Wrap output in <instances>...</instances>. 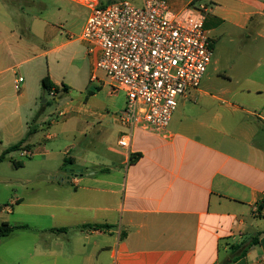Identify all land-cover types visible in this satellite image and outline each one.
I'll return each mask as SVG.
<instances>
[{
	"label": "crops",
	"instance_id": "0c3cea01",
	"mask_svg": "<svg viewBox=\"0 0 264 264\" xmlns=\"http://www.w3.org/2000/svg\"><path fill=\"white\" fill-rule=\"evenodd\" d=\"M14 1L0 0V76L37 58L14 64L15 57L39 45L59 43L40 54L73 45L70 61L75 71L82 73L83 65L89 64L93 81L96 57L87 53L88 44L82 39L90 12L81 18L77 5H83L75 0H51L50 18L41 13L29 23L21 13L20 21H15L10 8ZM17 1L47 8V0ZM217 1L212 14L207 9L208 35L228 26L229 36L248 32L249 38L264 41V0ZM66 2H73V33H80L72 38L67 32L63 40L62 26L49 19L65 13ZM64 23L69 31V20ZM260 49L253 46L248 58L253 71L264 63ZM50 79L59 87L68 85ZM102 84L110 94L123 93L121 106L116 104L119 110L104 114L113 120L102 130L111 137L118 133V138L109 143L107 158L88 161L92 167L67 170L66 175L51 172L45 184L14 200L33 221L13 225L34 229L23 235V243L31 248L17 263L264 264V93L243 89L244 104L224 99L230 95L227 91L216 95L198 87L181 97L184 110L175 111L167 136L136 130L130 148L124 149L118 141L125 129L114 114L125 108L126 93L114 92L110 82ZM231 93L232 98L239 94ZM202 98L213 107L188 103ZM68 109L73 111V104ZM23 133L8 132L0 154L22 140ZM31 146L27 140L22 154H30ZM72 148L69 145L64 153Z\"/></svg>",
	"mask_w": 264,
	"mask_h": 264
},
{
	"label": "rangeland",
	"instance_id": "374dc122",
	"mask_svg": "<svg viewBox=\"0 0 264 264\" xmlns=\"http://www.w3.org/2000/svg\"><path fill=\"white\" fill-rule=\"evenodd\" d=\"M121 1H129L139 7L144 5V0H103L105 4H117ZM188 1L167 0L174 10L180 8L183 2ZM194 5L196 7L208 6V12L212 14L219 3L217 0H197ZM77 7L82 11L81 18L88 17L87 8L79 5ZM10 8L14 11L15 21H20L19 14L25 13L24 18L29 23L34 15L41 16V13L50 18V13L54 9L51 0H47L46 9L36 6L28 7L17 0ZM63 9H66L65 13L60 12V16L54 21L49 20L57 26H62V39L65 40L67 32L73 38L80 31L73 33V2L68 3ZM205 15L207 17V12ZM65 19L69 20V31L64 27ZM228 34V26L222 28L219 34L209 33L214 54L199 90L209 91L216 95L223 91H227L230 95H232L231 92H239L235 98L230 95L223 96V98L236 103L244 102L241 99L244 95L241 91L247 87L259 89L264 93V63L260 69L253 71L251 63L248 62L253 46L261 48L260 55L264 57V41L249 38L248 32L232 36ZM57 44L59 43L49 47L39 45L35 51L31 50L29 53L21 54L19 58L15 57L14 64L26 58H37L15 66V71L12 73L0 76L4 78L0 80V83H3L2 90H0V144L4 142L5 145L8 132L11 135L13 129L18 132V136L21 132H24L26 136L28 126L37 128L36 134L28 139L32 145L30 154L24 155L21 150L13 151L0 162V223L31 224L33 216L30 213H22V206H17L14 202L16 198H23L27 191L36 190L45 184L51 172L66 175L69 173L67 170L92 167L87 164L88 161L107 158L109 143L115 142L118 138V133L111 137L108 132L104 133L102 130L110 125L108 121L112 119L104 114L108 111L119 110L118 106H121V101H123V93H109L107 84L106 86L102 84L103 81L109 83V79L102 70L95 72L98 80L90 81L89 64L83 65L82 73L75 71L76 67L70 61L73 55V45L58 49L49 55L40 54L49 48H54ZM41 76H49L59 83H67L70 86L69 92H60L56 96L45 93L41 79H39ZM19 77H23L26 81L21 91L14 88V79ZM44 98L47 99V104L43 102ZM86 99H89V102ZM177 101L178 112H183V99L178 96ZM188 103L191 106L213 107L206 102L205 98H202L199 103L192 100ZM69 104H73V111L68 109ZM21 138L14 139L16 140L14 142H18ZM69 145H73V148L70 152L64 153ZM12 209L16 210L14 214L8 212ZM33 231L34 229L28 227L18 229L8 237L1 239L0 264H20L17 260H20L26 250L31 248L23 243V235L32 234Z\"/></svg>",
	"mask_w": 264,
	"mask_h": 264
},
{
	"label": "built area",
	"instance_id": "2783aa9c",
	"mask_svg": "<svg viewBox=\"0 0 264 264\" xmlns=\"http://www.w3.org/2000/svg\"><path fill=\"white\" fill-rule=\"evenodd\" d=\"M75 1L90 12L82 39L96 57L93 81L102 70L112 90L127 96L125 108L114 114L125 129L119 146L129 149L136 130L167 136L177 97L200 86L213 59L205 28L208 7L194 1L178 10L167 0H144L142 7L129 1ZM23 82L22 77L15 81L16 90Z\"/></svg>",
	"mask_w": 264,
	"mask_h": 264
},
{
	"label": "trees",
	"instance_id": "16d2710c",
	"mask_svg": "<svg viewBox=\"0 0 264 264\" xmlns=\"http://www.w3.org/2000/svg\"><path fill=\"white\" fill-rule=\"evenodd\" d=\"M196 1L197 0H194V2H196ZM41 84H42V87H43V90L45 91V93H51L52 91H54L55 94H59L60 92H63V93L69 92V87L67 85L63 84L61 87H59L54 82L51 81L49 76L44 77L41 80ZM47 103H48V101H46V104ZM36 132H37V128L30 126L26 136L22 140H20L18 143L12 145L11 147H8L6 150L3 151V153L0 156V162H2L4 160V158L6 157L7 154H9L13 151L21 150L23 148L24 143H26V141L32 135H34ZM89 226L93 227V228L107 227V226H103V225H89ZM23 228H27V225H11L7 222L0 223V240L5 238V237H8L15 230L23 229Z\"/></svg>",
	"mask_w": 264,
	"mask_h": 264
},
{
	"label": "water",
	"instance_id": "95a60500",
	"mask_svg": "<svg viewBox=\"0 0 264 264\" xmlns=\"http://www.w3.org/2000/svg\"><path fill=\"white\" fill-rule=\"evenodd\" d=\"M43 102H46V99L45 98L43 99Z\"/></svg>",
	"mask_w": 264,
	"mask_h": 264
}]
</instances>
